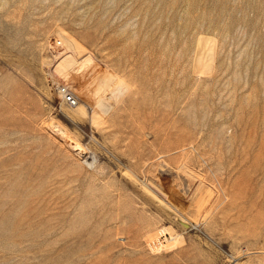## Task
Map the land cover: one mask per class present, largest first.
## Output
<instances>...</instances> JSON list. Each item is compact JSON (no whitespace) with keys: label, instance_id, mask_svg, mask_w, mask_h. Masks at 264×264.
Wrapping results in <instances>:
<instances>
[{"label":"rangeland","instance_id":"obj_1","mask_svg":"<svg viewBox=\"0 0 264 264\" xmlns=\"http://www.w3.org/2000/svg\"><path fill=\"white\" fill-rule=\"evenodd\" d=\"M0 264H264V0H0Z\"/></svg>","mask_w":264,"mask_h":264},{"label":"bare ground","instance_id":"obj_2","mask_svg":"<svg viewBox=\"0 0 264 264\" xmlns=\"http://www.w3.org/2000/svg\"><path fill=\"white\" fill-rule=\"evenodd\" d=\"M70 55V54H69ZM74 57V56H73ZM71 61H72V59H62L60 62H59V64L57 65V67H56V69H55V72L63 79V80H65L66 82H67V79H71L70 78V76L72 75V74H74V75H76L77 77H78V80H79V85H82V77L84 78V76H82V77H80V76H78V72H80V71H84V72H81V74L80 75H82V73H85L86 71H88L87 73V75H92V81L89 83V85H88V87L85 89V91H82V92H80V96H81V98L80 97H78V98H80V99H82L81 100V102H82V105L83 106H86V107H88V109L90 110V112H91V109L93 108V107H97L98 109H100L102 112L101 113H105L106 111H105V107L106 106H104L103 104H102V102H101V100H97L96 102H94V105H91V104H89V101H90V99H89V97L92 95V97L91 98H93V96L94 95H96V96H98V95H100L101 94V92L104 90V87H105V85H106V82H107V80H109V75L106 73V72H103V71H101L100 70V68H99V66L98 65H96V64H93L92 63V59L91 58H87L86 60H84V61H82V62H80V63H78L74 68H72V70H70L69 69V66L71 65ZM86 69H88V70H86ZM86 70V71H85ZM89 76H86V77H88L89 78ZM85 77V78H86ZM52 78V77H51ZM68 80V81H69ZM88 80V79H87ZM91 80V79H90ZM86 81V80H85ZM54 82V81H53ZM86 84V83H85ZM84 84V85H85ZM57 85V84H56ZM83 85V86H84ZM55 86V85H54ZM115 90L117 91V92H121L122 91V87L120 86V84H116L115 85ZM80 91V90H79ZM114 91V90H113ZM110 92H112V91H110ZM77 93H78V91H77ZM89 93L91 94V95H89ZM88 94V95H87ZM103 97V96H102ZM106 98V97H105ZM94 99V98H93ZM93 99H91L92 101H93ZM101 99V98H100ZM96 100V99H95ZM94 100V101H95ZM106 101V100H105ZM89 105H91L92 106V108L89 106ZM76 107H78V105L76 106ZM75 108V107H74ZM99 110V111H100ZM98 111V112H99ZM105 111V112H104ZM92 116H93V114H92ZM59 132H62V131H58V133ZM60 134V133H59ZM58 134V135H59ZM63 134H64V132H63ZM72 142V141H71ZM71 147H73L74 149H78V150H83L81 147H80V145L79 144H77V143H72L71 144ZM76 152V151H75ZM79 152V151H78ZM83 152V151H82ZM97 161V159H96V157H93V159H91V161L90 162H87V164L88 165H93V164H95V162ZM161 233V232H160ZM173 240H175V239H171L170 240V242L171 241H173Z\"/></svg>","mask_w":264,"mask_h":264},{"label":"built area","instance_id":"obj_3","mask_svg":"<svg viewBox=\"0 0 264 264\" xmlns=\"http://www.w3.org/2000/svg\"><path fill=\"white\" fill-rule=\"evenodd\" d=\"M56 91L60 95V99L63 104L68 108H74L79 104V98L76 94L69 88V86L64 84L55 85Z\"/></svg>","mask_w":264,"mask_h":264}]
</instances>
